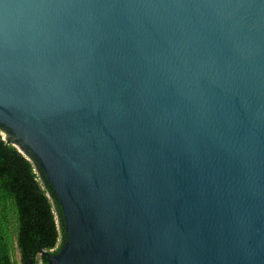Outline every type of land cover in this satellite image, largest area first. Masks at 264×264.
I'll return each instance as SVG.
<instances>
[{
  "label": "water",
  "instance_id": "obj_1",
  "mask_svg": "<svg viewBox=\"0 0 264 264\" xmlns=\"http://www.w3.org/2000/svg\"><path fill=\"white\" fill-rule=\"evenodd\" d=\"M0 130L47 264H264V0H0Z\"/></svg>",
  "mask_w": 264,
  "mask_h": 264
},
{
  "label": "trees",
  "instance_id": "obj_2",
  "mask_svg": "<svg viewBox=\"0 0 264 264\" xmlns=\"http://www.w3.org/2000/svg\"><path fill=\"white\" fill-rule=\"evenodd\" d=\"M0 130V264H47L65 241L61 209L32 161Z\"/></svg>",
  "mask_w": 264,
  "mask_h": 264
}]
</instances>
